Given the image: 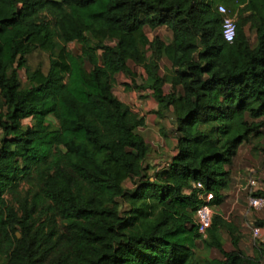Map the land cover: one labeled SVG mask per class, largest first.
<instances>
[{
	"label": "trees",
	"instance_id": "trees-1",
	"mask_svg": "<svg viewBox=\"0 0 264 264\" xmlns=\"http://www.w3.org/2000/svg\"><path fill=\"white\" fill-rule=\"evenodd\" d=\"M234 17L229 41L225 24ZM163 27L170 44L148 39L147 28ZM71 37L80 55L67 50ZM124 37L137 43L140 86ZM37 49L52 55L50 69H27L25 86L19 70ZM121 74L130 90L152 92L160 120L177 117L169 133L162 128L177 140L166 167L147 164L146 117L115 95ZM0 93V202L29 189L21 218L0 208V262L39 264L64 250L74 264H264V244L247 255L239 226L219 213L207 237L195 222L201 195H214L212 207L222 202L240 147L264 128V0H0ZM28 196L53 217L30 212ZM200 244L222 258L197 260Z\"/></svg>",
	"mask_w": 264,
	"mask_h": 264
},
{
	"label": "rangeland",
	"instance_id": "rangeland-1",
	"mask_svg": "<svg viewBox=\"0 0 264 264\" xmlns=\"http://www.w3.org/2000/svg\"><path fill=\"white\" fill-rule=\"evenodd\" d=\"M237 18H227V21H230L233 25L235 24ZM146 35L150 41H154L157 37L163 40L166 44L172 42L173 36L170 30L166 27L159 28L157 30H151L147 28L145 30ZM248 37L251 43L255 42V33L247 28ZM89 37H92L90 34ZM70 42L64 43L67 50L73 52L77 55L82 53V44L80 39L71 37ZM121 38V37H120ZM117 40L119 38H116ZM124 47L126 49V55L129 61V65L132 71L137 74L136 85H142L143 81L146 78L145 68L141 65H137L135 62L136 48L137 43L133 39H129V42H126L125 37ZM111 45H115V42H110ZM141 50H145L148 57L152 55V52L147 46L145 49L141 47ZM52 55L40 49H37L32 52L27 57V67L19 70L21 80L25 86H29V81L27 77V69L30 71L42 70L45 74L48 73L50 69ZM161 73L164 75L167 72V69L170 68L169 61L164 58L161 61ZM129 87H134L133 81L121 74L116 78L114 83V92L115 95L129 105L135 112L140 113L142 116L146 117L147 125L144 129H141L140 132L149 144L152 147V156L148 161V166L155 168H163L171 161L177 151V143L174 135L165 138L162 133V128H165V132L169 133L173 127L172 120L170 118L165 120H160L156 116V103L154 100H151L147 94L139 93L135 89H129ZM166 91H170V87H166ZM137 93V94H136ZM154 103V104H153ZM4 108V101L0 93V110ZM155 110V111H154ZM50 120L58 125V122L54 117H50ZM25 126L32 125V120L28 119L24 121ZM2 131L0 130V140L2 138ZM165 163H167L165 165ZM152 174V171H151ZM255 181L256 185L254 186L252 182ZM260 185V186H259ZM264 185V128L261 131L260 138L253 137L249 143L244 144L240 147L237 157L235 158L233 167H232V183L227 192H225L224 200L222 204L214 205V213L222 214L229 221L237 223L242 228L243 224H246V227L243 228L246 235H242L240 248L249 256L255 255V246L261 244L260 239L251 238L247 233H253L258 219V214L264 212L262 210L256 211L250 208L249 199L255 195L260 190L261 186ZM25 186V187H23ZM127 187L132 188L133 184L128 182ZM28 186L22 185L14 192H9L3 202H0V208L3 209L5 216L11 219L12 215L22 217L23 207L21 205V200L26 199L28 195ZM230 191V192H229ZM30 203L28 210L33 212L35 216L40 217L41 220L48 221L53 217V213L48 210V204L43 200L35 201L33 196H28ZM126 208V207H125ZM18 237L22 238V233L18 232ZM225 241V249L227 251H232L234 249L231 239L228 233H223ZM263 244V243H262ZM66 250V249H65ZM68 252V251H67ZM66 251L62 250L56 256L49 257L44 262L39 264H74L75 261L70 260ZM196 258L199 261H205L206 259L222 258V255L217 250H208L199 245L195 250ZM22 255L21 257H23ZM0 264H5L1 262Z\"/></svg>",
	"mask_w": 264,
	"mask_h": 264
},
{
	"label": "built area",
	"instance_id": "built-area-1",
	"mask_svg": "<svg viewBox=\"0 0 264 264\" xmlns=\"http://www.w3.org/2000/svg\"><path fill=\"white\" fill-rule=\"evenodd\" d=\"M234 35H235V26L230 21H226L225 24L226 39L231 41ZM252 184L255 186L256 182L253 181ZM196 188L201 189L202 184L198 183L196 185ZM201 199L204 201V204L198 209L195 216V222L198 227L199 234L203 235L204 237H207V231L211 228L213 224V218L215 215L213 211V207L210 205L211 202L214 200V195L212 193L201 195ZM249 205L250 208L253 210L256 211L262 210L264 208V198L252 196L249 199ZM253 232L255 237L257 238L260 237L261 229L259 227H255Z\"/></svg>",
	"mask_w": 264,
	"mask_h": 264
},
{
	"label": "crops",
	"instance_id": "crops-1",
	"mask_svg": "<svg viewBox=\"0 0 264 264\" xmlns=\"http://www.w3.org/2000/svg\"><path fill=\"white\" fill-rule=\"evenodd\" d=\"M130 79V78H129ZM166 87H170V91L169 92H167L166 91ZM171 90H172V87L170 86V85H166L165 87H164V91H165V94H169L170 92H171ZM137 92H139V91H137ZM139 93H143V94H147V96H149L150 97V99L151 100H154V102L156 103V105H155V112H157V110H158V103H157V101L153 98V96H152V92L151 91H140ZM137 94V93H136ZM121 100V99H120ZM122 101V100H121ZM122 102H124V101H122ZM154 104V103H153ZM156 114V113H155ZM157 116V115H156ZM158 117V116H157ZM147 122V121H146ZM2 136H3V134H2ZM2 139V138H1ZM145 139H146V137H145ZM1 141V140H0ZM147 141V140H146ZM176 141V143H177V140H175ZM148 142V141H147ZM149 143V142H148ZM178 154V152L176 151V154L174 155V156H176ZM170 163V162H169ZM167 163H165V165H166ZM168 165V164H167ZM260 186V185H259ZM259 188H261L260 190H262V191H264V185L263 186H261V187H259ZM228 190V189H227ZM225 192H227V191H225ZM225 192L223 193V196H222V199L224 200V194H225ZM230 192V191H229ZM223 202V201H222ZM222 202L220 203V205L222 204ZM222 215V214H221ZM225 218V217H224ZM226 219V218H225ZM258 219L260 220V221H264V212H261L260 214H258ZM227 220V219H226ZM227 221H229V220H227ZM229 222H233V221H229ZM259 222V221H258ZM257 222V223H258ZM234 223V222H233ZM235 224H237V223H235ZM239 226V225H238ZM246 227V224H243L242 225V228L239 226V228H240V232H242L243 233V236H245L246 234V232L245 231H243V228H245ZM255 227H259V226H255ZM260 229H261V235H260V237H255L254 236V234L253 233H247L251 238H255V239H260V243H263L264 244V228H261V227H259ZM259 245V244H258ZM1 263V262H0Z\"/></svg>",
	"mask_w": 264,
	"mask_h": 264
},
{
	"label": "water",
	"instance_id": "water-1",
	"mask_svg": "<svg viewBox=\"0 0 264 264\" xmlns=\"http://www.w3.org/2000/svg\"><path fill=\"white\" fill-rule=\"evenodd\" d=\"M170 118H171V120L173 121V125H176V120H177L176 115L173 114V113H171V114H170Z\"/></svg>",
	"mask_w": 264,
	"mask_h": 264
}]
</instances>
